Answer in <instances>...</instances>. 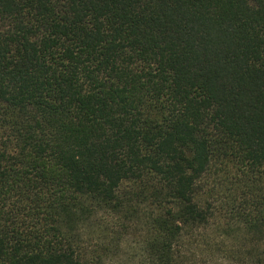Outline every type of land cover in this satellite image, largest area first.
<instances>
[{
    "label": "trees",
    "instance_id": "1",
    "mask_svg": "<svg viewBox=\"0 0 264 264\" xmlns=\"http://www.w3.org/2000/svg\"><path fill=\"white\" fill-rule=\"evenodd\" d=\"M236 238L264 264V0H0V264H222Z\"/></svg>",
    "mask_w": 264,
    "mask_h": 264
},
{
    "label": "rangeland",
    "instance_id": "2",
    "mask_svg": "<svg viewBox=\"0 0 264 264\" xmlns=\"http://www.w3.org/2000/svg\"><path fill=\"white\" fill-rule=\"evenodd\" d=\"M204 193H206L207 197H209V202L212 205L213 209L217 212H220V218L217 220L216 224L220 227H224L227 224H230V215L232 214V207L230 204V191H228L227 186L220 182L217 176L213 175L204 185ZM206 237L209 238L210 243L217 242L219 240L218 234L215 231L208 230L206 233ZM202 234V235H203ZM227 246L225 248L226 254L224 256H228L230 260L225 259L222 264H233L231 259H234L231 255V252L238 251L240 249L239 239L235 240L229 239L225 241ZM196 252L199 255V250L196 248ZM215 253V257L219 256V253ZM230 254V255H229Z\"/></svg>",
    "mask_w": 264,
    "mask_h": 264
}]
</instances>
